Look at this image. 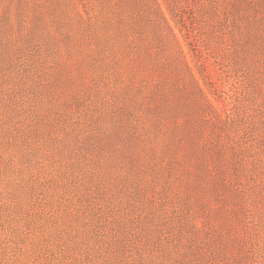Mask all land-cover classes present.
I'll use <instances>...</instances> for the list:
<instances>
[{
  "label": "rangeland",
  "instance_id": "1",
  "mask_svg": "<svg viewBox=\"0 0 264 264\" xmlns=\"http://www.w3.org/2000/svg\"><path fill=\"white\" fill-rule=\"evenodd\" d=\"M0 264H264V0H0Z\"/></svg>",
  "mask_w": 264,
  "mask_h": 264
}]
</instances>
